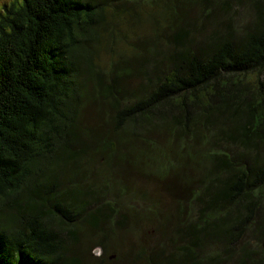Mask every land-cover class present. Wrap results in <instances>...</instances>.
<instances>
[{
    "label": "trees",
    "instance_id": "1",
    "mask_svg": "<svg viewBox=\"0 0 264 264\" xmlns=\"http://www.w3.org/2000/svg\"><path fill=\"white\" fill-rule=\"evenodd\" d=\"M109 1L0 0V264H104L98 233L130 219L148 233L146 215L166 214L153 183L179 205H202L170 220L188 236L170 264H207L195 255L203 234L225 264H264V0H249L255 19L242 34L215 27L201 38L188 12L210 17L230 0H167L169 25L101 85L87 41ZM131 75L141 83L126 99ZM81 76L109 104L94 127L80 122ZM143 253L132 264H162Z\"/></svg>",
    "mask_w": 264,
    "mask_h": 264
},
{
    "label": "rangeland",
    "instance_id": "2",
    "mask_svg": "<svg viewBox=\"0 0 264 264\" xmlns=\"http://www.w3.org/2000/svg\"><path fill=\"white\" fill-rule=\"evenodd\" d=\"M166 2L167 0H112L105 6L103 19L95 25L94 34L87 41L88 63L101 76V85H109L113 70L122 66L125 62H130L135 67L134 62L139 61V53L142 52L143 45H151L152 41H155L154 37L158 32L169 25L170 21L167 18V10L165 8ZM230 2L232 3L231 10L218 7L212 9L215 10L212 11L209 10V5H206L205 11L209 10L212 12L210 17H206L197 9H192L185 18V24L191 27V31L198 38L208 34L215 27L221 32L238 30L239 34H242L246 28L252 27L255 19L254 8L249 3V0H230ZM164 43L162 41L161 45H164ZM86 65L85 62L83 67H86ZM145 67L151 68V66ZM79 80L82 93L85 95L81 100L80 122L84 123L86 127H94L98 123L100 125L103 122L102 119L106 118L101 113L110 111L109 104L102 101L104 100L103 97L99 99L93 97L98 87L95 79H89L88 76L86 79L85 76H81ZM140 83L141 78L139 76L131 75L127 78L125 81V85L128 87L125 91L126 99L132 97L131 94L135 93L137 88L135 85ZM113 93L116 95L115 92ZM87 94L88 96L91 95V97L85 100ZM113 112L111 113L113 114ZM154 137L157 139L156 134ZM164 139L162 138V141ZM61 168L63 167L61 166ZM113 170H117V168H113ZM64 171L62 170L60 174L64 175ZM89 171L90 168L87 172ZM68 173L73 174V172ZM120 179L131 181L125 174ZM138 180L142 184L147 181L139 178ZM148 185L150 187V184ZM151 188L154 192V197L163 203L166 214L164 217H159L156 223L153 220L157 218L154 217L152 220L149 219L152 218L150 214L146 215L147 219L144 223L148 224L143 226V230L152 225V230H148V233L142 231L141 227V231L138 230L139 226H135L131 219L128 227L121 228L112 222L109 229L98 233L95 241L99 240L100 237L107 238L104 264H132V258L129 255H133V251L137 253L141 250L144 251L142 256H151L154 253L157 260L162 261V264H170L169 259H175V255L169 256L170 253L174 251L179 253L175 249V245L186 243L188 239V236L185 235L186 232L178 231L177 227H173L170 224V220L173 221L177 217L178 209H180L182 204L185 212L192 211V217L197 215L196 211L202 205L199 203H189L191 207L185 203L179 205L177 200L174 201L165 191L163 185L153 183ZM160 212L164 213L161 210ZM88 233L87 230L82 231L80 239L82 241L87 240ZM171 237L175 239L174 245H172ZM257 237V234L250 235V243L254 245ZM158 241H162L159 247L156 246ZM263 242L264 240H261L259 245L261 246ZM198 243L200 245L196 246L195 255L199 259L205 260L206 257L207 264H225V262H222V255L226 256L224 247L213 235L203 234ZM217 252L219 257L214 259L213 256ZM238 253L239 246L233 251L232 261L238 256ZM91 254L93 256L101 255V248L98 246L94 247L91 250Z\"/></svg>",
    "mask_w": 264,
    "mask_h": 264
},
{
    "label": "water",
    "instance_id": "3",
    "mask_svg": "<svg viewBox=\"0 0 264 264\" xmlns=\"http://www.w3.org/2000/svg\"><path fill=\"white\" fill-rule=\"evenodd\" d=\"M261 246H262V248L264 249V242L262 243V245H261Z\"/></svg>",
    "mask_w": 264,
    "mask_h": 264
}]
</instances>
